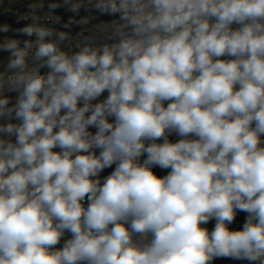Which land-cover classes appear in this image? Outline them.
Returning <instances> with one entry per match:
<instances>
[{"label": "clouds", "instance_id": "clouds-1", "mask_svg": "<svg viewBox=\"0 0 264 264\" xmlns=\"http://www.w3.org/2000/svg\"><path fill=\"white\" fill-rule=\"evenodd\" d=\"M0 15V264H264V0Z\"/></svg>", "mask_w": 264, "mask_h": 264}, {"label": "trees", "instance_id": "trees-1", "mask_svg": "<svg viewBox=\"0 0 264 264\" xmlns=\"http://www.w3.org/2000/svg\"><path fill=\"white\" fill-rule=\"evenodd\" d=\"M58 14H61L65 17V19L69 16V15H72L71 13L69 12H66L64 11L63 9H59L57 10ZM83 14V13H82ZM102 19H108V17H102ZM4 22H7V23H10L13 25V27H20L22 26V24H16L15 23V18L14 17H11V16H8V15H0V23H4ZM77 30V29H76ZM7 35H15L14 33H8ZM220 260L222 259H219L215 262V264L217 262H219Z\"/></svg>", "mask_w": 264, "mask_h": 264}, {"label": "rangeland", "instance_id": "rangeland-1", "mask_svg": "<svg viewBox=\"0 0 264 264\" xmlns=\"http://www.w3.org/2000/svg\"><path fill=\"white\" fill-rule=\"evenodd\" d=\"M216 264H238V262L232 261L230 259H222L219 262H217Z\"/></svg>", "mask_w": 264, "mask_h": 264}, {"label": "built area", "instance_id": "built-area-1", "mask_svg": "<svg viewBox=\"0 0 264 264\" xmlns=\"http://www.w3.org/2000/svg\"><path fill=\"white\" fill-rule=\"evenodd\" d=\"M78 30V29H77Z\"/></svg>", "mask_w": 264, "mask_h": 264}]
</instances>
